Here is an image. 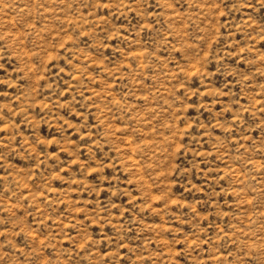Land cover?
<instances>
[{
  "label": "rangeland",
  "instance_id": "rangeland-1",
  "mask_svg": "<svg viewBox=\"0 0 264 264\" xmlns=\"http://www.w3.org/2000/svg\"><path fill=\"white\" fill-rule=\"evenodd\" d=\"M0 264H264V0H0Z\"/></svg>",
  "mask_w": 264,
  "mask_h": 264
},
{
  "label": "bare ground",
  "instance_id": "bare-ground-1",
  "mask_svg": "<svg viewBox=\"0 0 264 264\" xmlns=\"http://www.w3.org/2000/svg\"><path fill=\"white\" fill-rule=\"evenodd\" d=\"M169 3V2H168ZM175 12V11H174ZM179 29V28H178ZM167 33V32H166Z\"/></svg>",
  "mask_w": 264,
  "mask_h": 264
}]
</instances>
